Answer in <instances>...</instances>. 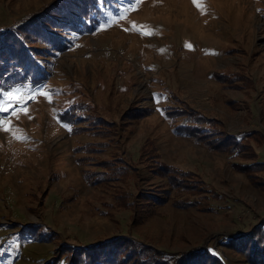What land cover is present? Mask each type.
<instances>
[{
	"label": "rangeland",
	"instance_id": "rangeland-1",
	"mask_svg": "<svg viewBox=\"0 0 264 264\" xmlns=\"http://www.w3.org/2000/svg\"><path fill=\"white\" fill-rule=\"evenodd\" d=\"M122 1V18L108 16L90 34H66L68 47L45 53L49 73L41 86L10 88L0 102L8 109L0 111L6 115L0 120V264H56L62 249L70 256L107 238L116 239L113 249L132 240L169 252L215 247L227 264H247L222 241L264 220V186L250 183L224 153L185 137L169 140L160 112L172 91L232 133L257 131L263 137L254 144L257 155L249 149L247 158L264 160V0ZM59 2L0 0V29ZM214 70H240L246 88L223 86ZM74 102L84 119L100 123L84 128L80 119L75 133L60 127L56 113ZM143 106L154 113L143 116L149 112ZM104 124L112 145L83 152L88 141L109 140L96 136L105 133L98 127ZM149 136L165 160L207 180L211 191L199 204L155 206L144 195L133 202L131 192L155 189L150 178H91L97 170L110 172L102 166L121 152L140 161Z\"/></svg>",
	"mask_w": 264,
	"mask_h": 264
},
{
	"label": "trees",
	"instance_id": "trees-1",
	"mask_svg": "<svg viewBox=\"0 0 264 264\" xmlns=\"http://www.w3.org/2000/svg\"><path fill=\"white\" fill-rule=\"evenodd\" d=\"M124 2L126 1L60 0L53 10L45 5L39 11L11 24L8 30L0 29V102L10 88L41 86L49 73L44 58L45 53L49 52L54 56L62 48L68 47L71 37H67L66 34L74 36L90 34L99 26L107 24L108 16L115 19L122 18L125 13L121 14L120 10H124L122 9ZM135 2L131 5V10L137 8L138 4L135 6ZM127 4L128 8L129 3ZM241 76L240 70L212 72V78L223 86L243 90L246 86L243 85ZM166 93L169 102L161 107L163 112L161 111L160 114L166 119L164 130L169 140L170 137H185L208 151L224 153L228 158L235 159L232 162L233 168L243 173L250 183L256 182L259 189L264 186V177L260 172L264 169V160L253 161L247 158L249 149L257 155L254 144L263 138L257 131L245 130L232 133L225 128L221 119L192 108L172 91ZM69 104L56 113L57 123L66 131L75 133V130L81 126L77 124L80 119L86 123L83 125L84 128L100 123L94 119H84L80 114L82 112L80 102ZM143 108L149 109V112L143 116L154 113L152 106H143ZM98 127H101L105 133H99L96 135L97 138L108 136L109 140L98 139L92 143L88 141L81 145L83 152L93 154L99 144H104L105 149L112 145V134L106 131L108 125H98ZM70 151L72 156L73 153L78 154L76 145ZM122 154L121 152L120 155L115 156V160H106L107 165L102 167L110 169V172L95 168L97 173L91 175V178L100 180L102 176H107L102 179L104 182V179L107 181L111 177H118L114 180L122 177H137L139 183H141L139 179L149 181L148 178L151 184L155 182L153 190L140 189L139 195L131 192L133 202L135 196H137L136 201L140 202V197L144 195L145 199H148L146 202L155 206L171 201L174 206L184 208L199 204L200 198L206 194V191L209 189L211 191L203 175L165 160L162 146L154 136L145 139L140 161L137 162L128 156L124 157ZM87 176L90 178V175ZM181 193L183 194L180 195ZM186 193L187 195L183 196ZM222 242L241 254L247 264H264V220L249 231L224 236ZM124 243L123 247L118 246L113 249L112 244L116 245V239L107 238L78 252L73 250L70 256L67 249H62L59 258L55 261L56 264H227L223 254L215 247L202 246L169 252L145 246L137 240L124 241Z\"/></svg>",
	"mask_w": 264,
	"mask_h": 264
},
{
	"label": "snow or ice",
	"instance_id": "snow-or-ice-1",
	"mask_svg": "<svg viewBox=\"0 0 264 264\" xmlns=\"http://www.w3.org/2000/svg\"><path fill=\"white\" fill-rule=\"evenodd\" d=\"M193 3H197V0H193ZM37 94H39V95H47V93H45V92H43L41 89H37ZM10 96H12V98L13 99H15V100H17V102L19 101V97L18 96H14L13 94H9ZM30 98H33V97H30ZM0 111H5V112H7L8 111V109L7 108H5V109H0ZM25 111H26V109H25Z\"/></svg>",
	"mask_w": 264,
	"mask_h": 264
},
{
	"label": "bare ground",
	"instance_id": "bare-ground-1",
	"mask_svg": "<svg viewBox=\"0 0 264 264\" xmlns=\"http://www.w3.org/2000/svg\"><path fill=\"white\" fill-rule=\"evenodd\" d=\"M1 114H2V113L0 112V116H1ZM5 116H6L5 114H4V115H2V117H0V120H1L2 118H4V119H5V118H6ZM1 123H2V122H1Z\"/></svg>",
	"mask_w": 264,
	"mask_h": 264
},
{
	"label": "built area",
	"instance_id": "built-area-1",
	"mask_svg": "<svg viewBox=\"0 0 264 264\" xmlns=\"http://www.w3.org/2000/svg\"><path fill=\"white\" fill-rule=\"evenodd\" d=\"M2 115H4V113L2 112V114H1V116L0 117H2Z\"/></svg>",
	"mask_w": 264,
	"mask_h": 264
}]
</instances>
